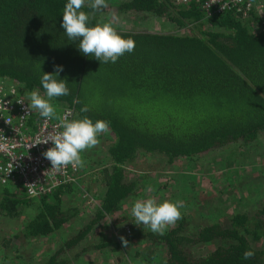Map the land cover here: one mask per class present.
I'll return each mask as SVG.
<instances>
[{
    "label": "trees",
    "instance_id": "obj_1",
    "mask_svg": "<svg viewBox=\"0 0 264 264\" xmlns=\"http://www.w3.org/2000/svg\"><path fill=\"white\" fill-rule=\"evenodd\" d=\"M66 3L0 0V77L46 96L40 83L43 73L55 74L54 66H62L57 78L67 82L69 95L52 101L71 106L77 119L104 120L110 127L107 163L93 174L104 188L96 215L39 264H71L74 255L87 247L83 239L92 225L111 215L143 185L139 176L124 175L125 166L132 165L137 154L158 156L166 165L184 159V170L172 174V186L180 183L188 191V181L198 174L185 171L194 168L198 155L231 144L248 146L264 135V31L252 32L242 11L204 17L196 6H180L174 0L112 3L106 9L151 14L185 26L187 32L116 30L135 41V50L116 63L104 64L85 56L79 41L64 33ZM81 10L89 14L88 26H95L93 13L99 10L87 4ZM84 107L87 112L81 111ZM69 184L34 198L4 191L0 213L10 218L20 206L34 205L36 213L22 224L20 234H48L76 213L60 203ZM181 216L163 235L131 227L130 238L141 235L139 242L146 243L145 249L152 254L148 258L144 251L135 252L131 260L139 264H264V249L252 246L264 236V189L256 207L232 213L222 223H202L183 212ZM123 220L124 216H118L111 226ZM207 244H212L211 249L199 253ZM103 245L117 249L119 240L92 247ZM248 250L255 255L245 260Z\"/></svg>",
    "mask_w": 264,
    "mask_h": 264
},
{
    "label": "rangeland",
    "instance_id": "obj_2",
    "mask_svg": "<svg viewBox=\"0 0 264 264\" xmlns=\"http://www.w3.org/2000/svg\"><path fill=\"white\" fill-rule=\"evenodd\" d=\"M122 1L124 0H106V3L110 5ZM91 3L92 0H85V4ZM244 15L247 16L250 26L254 20L252 14ZM93 17L97 23L112 22L113 27L121 31L171 34L187 32V27H177L151 14L114 12L105 8L93 13ZM113 17L117 19L113 20ZM40 95L47 99L42 93ZM50 103L55 110L62 107L52 100ZM98 139L97 146L81 153L84 166L79 168L75 182L69 184V190L61 194V207L76 211L65 223L43 236L23 237L20 234V227L36 213L34 205L20 206L17 215L10 218L0 213V264L43 262L55 248L69 238L70 234L75 233L96 215L94 210L100 203L104 188L101 181L93 178V174L106 165L105 154L110 143L106 133L100 134ZM183 160L176 159L172 164L166 165L158 156H149L142 152L137 154L133 164L125 166L124 175L126 178L139 176L140 183L143 185H139L136 191L111 215L101 218L92 225L83 239L87 247L74 255L71 264H139L136 259L131 260L134 253L139 251H144L145 257L151 258V252L145 249L146 243H140L138 240L142 239L141 235L130 238L131 227L137 230L148 229L143 224L136 225L131 214V207L137 199L154 198L158 203L164 200L170 202L182 200L184 207L180 209V212L188 213L191 218L194 220L197 218L198 221H203L202 223L211 221L222 223L232 213L251 210L260 201L264 189V135L259 136L248 146L231 144L225 149L210 150L198 155L194 168L185 171L197 170L195 172L198 174L193 181H188V191H185L180 183L172 186L174 185L172 174L184 170L186 166ZM163 182L166 183L164 187L161 186ZM157 186L161 189L153 192ZM149 187L152 191H148ZM4 191L27 197L22 194L24 192L16 182L0 185V200ZM118 216H124L125 220L111 226ZM121 237L128 242L127 246L124 245ZM113 238L119 240L117 249L104 245L92 247L107 243ZM252 246L264 249V236L254 241ZM211 247L212 244H207L204 248L198 249V252H208Z\"/></svg>",
    "mask_w": 264,
    "mask_h": 264
},
{
    "label": "clouds",
    "instance_id": "obj_3",
    "mask_svg": "<svg viewBox=\"0 0 264 264\" xmlns=\"http://www.w3.org/2000/svg\"><path fill=\"white\" fill-rule=\"evenodd\" d=\"M85 5V0H67L62 14L61 27L65 30L68 39L79 41L78 48L85 56H94L101 63H116L125 53H132L136 44L132 38H123L113 27L112 22H98L95 26H88L89 14L81 9ZM90 7L96 11L107 8L106 0H92ZM113 17V20H116ZM55 74L43 73L40 83L45 90L47 99L40 95L39 90L29 92L30 103L28 109L30 112L35 110L42 118L47 120L56 117L59 121L56 128L46 134V137L39 142L47 144L51 142L50 147L43 153V156L50 161L51 169L54 173L61 172L64 168L71 165L75 168H82L84 160L81 153L86 149H91L99 144L98 136L110 131L109 123L104 120H96L95 123L87 117L83 119H69V114L57 116L54 106L50 101L55 97L69 95V88L65 80L58 79V75L63 71L62 66H54ZM87 112L88 108L81 109ZM31 146V145H29ZM35 184L26 185L29 190ZM148 191H152L151 187ZM184 207V202H170L164 200L157 202L154 198L137 199L131 207V214L135 219V224H143L153 233L163 235L168 226L174 225L182 218L180 209ZM124 245L127 241L121 237ZM255 252L245 251L243 258L245 260L253 258Z\"/></svg>",
    "mask_w": 264,
    "mask_h": 264
},
{
    "label": "built area",
    "instance_id": "obj_4",
    "mask_svg": "<svg viewBox=\"0 0 264 264\" xmlns=\"http://www.w3.org/2000/svg\"><path fill=\"white\" fill-rule=\"evenodd\" d=\"M175 4L196 6L204 17L227 11L253 14L250 24L254 33L264 31V0H174ZM249 12V13H248ZM26 89L11 78L0 77V185L18 183L28 198L49 194L63 184L75 182L79 168L71 165L59 173L49 171L51 163L43 153L53 147L51 142L40 143L59 121L56 117L45 122L30 103ZM69 114L77 119L71 106L56 110L57 116ZM31 145V146H29ZM35 184L29 190L26 185Z\"/></svg>",
    "mask_w": 264,
    "mask_h": 264
},
{
    "label": "crops",
    "instance_id": "obj_5",
    "mask_svg": "<svg viewBox=\"0 0 264 264\" xmlns=\"http://www.w3.org/2000/svg\"><path fill=\"white\" fill-rule=\"evenodd\" d=\"M27 91V90H26ZM31 91H33V90H31ZM31 91H28V92H31ZM85 152H86V150H85ZM143 180H144V178H143ZM142 184V183H141Z\"/></svg>",
    "mask_w": 264,
    "mask_h": 264
}]
</instances>
